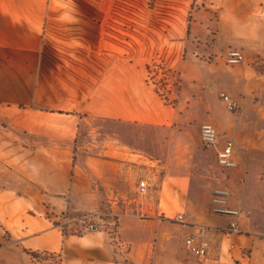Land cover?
I'll use <instances>...</instances> for the list:
<instances>
[{
	"label": "crops",
	"instance_id": "1",
	"mask_svg": "<svg viewBox=\"0 0 264 264\" xmlns=\"http://www.w3.org/2000/svg\"><path fill=\"white\" fill-rule=\"evenodd\" d=\"M68 1L0 0V264H264V133L217 96L199 101L197 114L186 98L164 100L147 81L152 55L111 63L110 27L89 19L95 6ZM96 7L108 12L109 0ZM255 8L254 21H264ZM152 30L158 36L135 49L154 45L168 67L185 68L187 20ZM205 119L217 147L234 139L237 167L221 166L217 147L203 145ZM95 120L122 124V152L83 145ZM217 187L242 209L241 233L227 230L231 216L211 212ZM90 212L102 213L100 230L83 234L78 216ZM190 235L208 240L204 258L188 250Z\"/></svg>",
	"mask_w": 264,
	"mask_h": 264
},
{
	"label": "rangeland",
	"instance_id": "2",
	"mask_svg": "<svg viewBox=\"0 0 264 264\" xmlns=\"http://www.w3.org/2000/svg\"><path fill=\"white\" fill-rule=\"evenodd\" d=\"M68 2L75 7L95 6L93 10L92 7L88 9L89 19L96 24L105 22L110 27L111 49L117 53L111 58V63L116 59L117 64H122L124 57L132 60L134 57L152 55L147 57L150 59L146 64L147 81L161 93L164 100L176 106L179 99L186 98L196 105L191 114H197L199 101L211 104L216 96L224 101L222 93H225L238 103L235 112L230 111L224 103L226 110L238 115V119L248 125L255 121L252 132L264 133V116L258 110L264 93V21L255 22L251 14L254 7L257 6L256 11L261 13L264 12V7L248 0H155L153 4L150 0H109L110 10L103 13L96 7L102 4V0ZM171 19L177 22L187 20V32L189 30L191 36L187 40L188 51L185 53H188V57L184 59L185 68L168 67L164 55H159L154 50H158V47H153L154 45L147 47L144 54L138 51L142 48L140 43L150 33L158 36L157 31L152 30L157 23ZM136 45H139L138 49H135ZM230 49L243 51L244 62L228 64L226 55ZM192 59H196L198 63L192 62ZM212 87L216 88L215 95L210 92ZM260 116L262 118L259 120ZM207 121L214 124L207 119L202 123ZM86 126L81 136L83 145L101 154L122 152V124L95 120ZM197 126L191 125L194 131ZM88 140H93V144ZM203 145L211 147L204 142ZM129 158L141 159L139 155H130ZM210 164L212 168L209 181L217 183L220 170L216 168L213 159ZM141 173H145L143 167ZM57 262L56 257L54 264Z\"/></svg>",
	"mask_w": 264,
	"mask_h": 264
},
{
	"label": "built area",
	"instance_id": "3",
	"mask_svg": "<svg viewBox=\"0 0 264 264\" xmlns=\"http://www.w3.org/2000/svg\"><path fill=\"white\" fill-rule=\"evenodd\" d=\"M245 60V54L243 51L239 49H230L226 55V61L230 65L241 64ZM222 97L228 107V109L232 112L237 111L238 103L236 100L231 99V97L225 93H222ZM264 97V93H263ZM261 106L264 108V98L261 103ZM201 138L204 143L211 146L218 145V132L215 125L212 122H204L200 128ZM235 141L232 138H228L224 145L221 147H217V159L218 163L223 167L234 168L238 166V160L234 156L235 154ZM140 190L142 192L147 191V182L145 180H141L139 183ZM230 191L224 187H217L213 190L212 198H211V212L218 215H227L231 216L232 220L229 223L227 230L241 233L242 227L240 224L241 216L243 215V211L240 208L231 207L228 204V197ZM102 213L100 212H90L84 213L78 216V219L83 222V227L81 229V233L86 234L90 232H96L100 230L98 222L95 218H101ZM179 220H182L184 216L179 214L177 216ZM70 221L69 217H65V223ZM186 246L188 250L199 258H204L207 254L209 242L208 240L196 236L190 235L186 238ZM244 251H248L244 249Z\"/></svg>",
	"mask_w": 264,
	"mask_h": 264
},
{
	"label": "trees",
	"instance_id": "4",
	"mask_svg": "<svg viewBox=\"0 0 264 264\" xmlns=\"http://www.w3.org/2000/svg\"><path fill=\"white\" fill-rule=\"evenodd\" d=\"M155 0H150V2H152V4H153V2H154ZM188 34H189V30H188V32H187ZM188 38L189 37H187V39H186V45L184 46V56H183V59H186V57H185V52H187L188 51V46H187V40H188ZM160 95H161V93H160ZM162 96V95H161ZM163 97V96H162Z\"/></svg>",
	"mask_w": 264,
	"mask_h": 264
}]
</instances>
